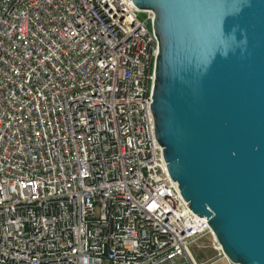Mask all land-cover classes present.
<instances>
[{
	"label": "built area",
	"instance_id": "built-area-1",
	"mask_svg": "<svg viewBox=\"0 0 264 264\" xmlns=\"http://www.w3.org/2000/svg\"><path fill=\"white\" fill-rule=\"evenodd\" d=\"M154 18L0 0V264H234L165 167ZM204 237L218 257L193 254Z\"/></svg>",
	"mask_w": 264,
	"mask_h": 264
},
{
	"label": "water",
	"instance_id": "water-1",
	"mask_svg": "<svg viewBox=\"0 0 264 264\" xmlns=\"http://www.w3.org/2000/svg\"><path fill=\"white\" fill-rule=\"evenodd\" d=\"M155 11L152 112L176 189L234 264H264V0H132Z\"/></svg>",
	"mask_w": 264,
	"mask_h": 264
},
{
	"label": "rangeland",
	"instance_id": "rangeland-1",
	"mask_svg": "<svg viewBox=\"0 0 264 264\" xmlns=\"http://www.w3.org/2000/svg\"><path fill=\"white\" fill-rule=\"evenodd\" d=\"M140 17L144 18V13H140ZM191 249L196 258L200 260L218 257V251L214 249L213 240L210 237L202 238ZM217 264H227V262L224 258H222L217 261Z\"/></svg>",
	"mask_w": 264,
	"mask_h": 264
}]
</instances>
